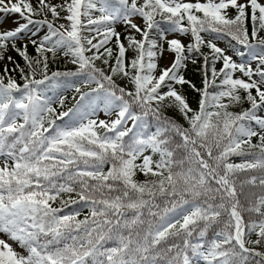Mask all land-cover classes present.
Returning a JSON list of instances; mask_svg holds the SVG:
<instances>
[{"label":"snow or ice","instance_id":"6c2138e0","mask_svg":"<svg viewBox=\"0 0 264 264\" xmlns=\"http://www.w3.org/2000/svg\"><path fill=\"white\" fill-rule=\"evenodd\" d=\"M0 264H264V0H0Z\"/></svg>","mask_w":264,"mask_h":264},{"label":"trees","instance_id":"16d2710c","mask_svg":"<svg viewBox=\"0 0 264 264\" xmlns=\"http://www.w3.org/2000/svg\"><path fill=\"white\" fill-rule=\"evenodd\" d=\"M198 82V81H197ZM69 100H68V102H67V104H66V107H70L71 105H72V103H74V101H72L71 100V93H69Z\"/></svg>","mask_w":264,"mask_h":264},{"label":"rangeland","instance_id":"374dc122","mask_svg":"<svg viewBox=\"0 0 264 264\" xmlns=\"http://www.w3.org/2000/svg\"><path fill=\"white\" fill-rule=\"evenodd\" d=\"M101 118H103V117H101Z\"/></svg>","mask_w":264,"mask_h":264}]
</instances>
